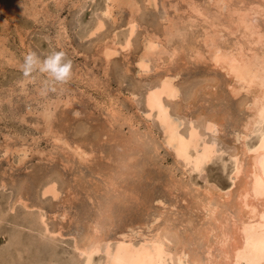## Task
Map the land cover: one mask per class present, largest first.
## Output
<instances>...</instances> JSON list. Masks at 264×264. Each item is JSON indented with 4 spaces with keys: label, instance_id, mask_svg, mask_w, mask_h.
Here are the masks:
<instances>
[{
    "label": "rangeland",
    "instance_id": "374dc122",
    "mask_svg": "<svg viewBox=\"0 0 264 264\" xmlns=\"http://www.w3.org/2000/svg\"><path fill=\"white\" fill-rule=\"evenodd\" d=\"M118 1L123 8L116 4L107 18L100 13L108 0H0V264H81L75 247L88 244L95 223L99 235L113 241L125 234L137 244L158 234L170 253L167 264H188L193 256L195 264H209L215 256L212 260L219 264L228 261L221 254L224 262L218 261L216 228L225 222L221 229L232 234L240 223L238 184L245 181L264 123L247 140L243 137L252 92L230 91L231 77L208 59L203 31L207 27L208 32L216 30L215 36L220 33L217 44L224 50L238 38L244 43L231 7L247 12L264 2ZM128 1L136 6L133 14ZM226 3L231 4L229 9ZM255 14L250 17L264 35V12ZM131 16L138 25L130 49L123 51L113 43H122ZM97 19L105 26L86 38ZM170 24L173 38H165ZM152 34L162 46L178 52L171 63L168 54L152 58L151 72L139 75L137 61ZM106 43L116 49L107 62L101 54ZM193 50L201 57L196 58ZM28 51L41 58L63 51L65 60L71 61L70 77L62 83L41 73L25 77L20 65ZM165 76H175L178 95L164 98V103L180 124L179 132L185 135L192 124L206 143L216 146L215 155L198 172L174 156L163 143L156 118L146 116L145 92ZM110 110L116 112L114 117ZM211 118L216 128L206 130L205 121ZM75 146L88 154L85 161L74 155ZM237 160L241 175L235 177ZM48 181L58 189L56 199L41 195ZM19 197L42 208L48 231L59 235L45 234L38 225L29 228L30 217L19 204L9 212ZM226 242L224 250L232 243ZM182 252L186 256L179 262ZM91 263L105 264L104 256L94 255Z\"/></svg>",
    "mask_w": 264,
    "mask_h": 264
},
{
    "label": "bare ground",
    "instance_id": "6f19581e",
    "mask_svg": "<svg viewBox=\"0 0 264 264\" xmlns=\"http://www.w3.org/2000/svg\"><path fill=\"white\" fill-rule=\"evenodd\" d=\"M108 1L110 3H107L104 6L100 14L103 15V17L110 18L112 15L114 6L116 4L120 6L121 3L118 0H108ZM147 1L148 3L155 5L156 0H147ZM257 1L256 3L258 4L259 2ZM262 1L264 2V0H261L260 2L263 3ZM225 2L227 1L225 0ZM241 2H240V5H241ZM252 3L253 2L251 1L250 4ZM229 4H227L228 9L230 8V6H228ZM127 5H129V9H131L130 13L132 12L131 14H133L136 11L135 4L129 3L128 1ZM122 8H123V5H122ZM231 8L232 9L234 8L233 13L234 15H236V20L234 21L232 20V21L233 23L236 21L235 23L236 25L235 24L234 25L236 26V29L238 27L240 38L242 40H245L244 43L238 42L239 38L237 37L238 41H236L235 39L236 42L232 45V47L230 46L229 50H226V49L224 50L220 46H218L220 44H217V39H218L217 36L220 33L218 35L216 34L215 36L214 34L216 30L214 29V32H208L207 27H206L203 31V33L205 32L204 33L205 38H203V44L206 48V53L209 54L208 59H210L209 61L212 62V65L224 70L225 73L229 77H231L232 79L231 86L229 87H230V91L234 95L238 94L240 91L252 92V97L250 99L251 102H249L250 104L248 106L250 117L248 116L249 118L246 119L247 121L245 122L244 127H243L245 131V134L243 132L244 134L243 137L246 138L247 140L248 134L254 133L255 128L259 127V125H262V123H264V35L257 31V28L259 26L257 27L258 24H255L254 23L255 20H253L252 17H250L251 13H253L254 15V13L257 14L262 11L264 12V6H262L259 3L257 7L249 8L247 12L243 11L239 13H238V10H235V5H233ZM259 8H261V11L257 10ZM191 9L195 13H198V10L195 7H191ZM242 10H244L243 7H242ZM256 16H259V15L257 14ZM137 23L138 22H135V19L132 18L131 16V18L127 22V31L123 36L122 43L121 41L120 43L114 42L113 43L114 46L118 45L119 48L123 51H127L128 49H130L129 48L130 41H131L130 39L133 33H135V29L138 25ZM93 24L94 25L91 27V29L88 30V32L85 34L86 38L87 37L90 38L91 36L95 35V33L103 29V27L105 26L104 23L100 19H97V21L94 22ZM220 25H221V22H220ZM220 25L218 23V26ZM170 26H169V29L167 30L168 32L165 34V38L172 37L173 25L170 24ZM208 26L215 28V26H213V24L211 23H208ZM225 27H227V25ZM157 38L158 37H155L154 34L147 35L146 37L143 52L141 53L142 57L138 59L137 65H136V67L138 68L139 75H143V74H147L148 72H151L152 68L149 69L148 65H150L151 63L150 61L152 58L155 59L158 57L157 58L158 60L160 59L159 58L160 54H168L170 58V63H171V61L174 60V57L176 56L178 52L176 48H172V47L165 48L164 46L160 44L161 43L159 42L160 39L157 42ZM113 41H115V39ZM101 52H102L101 54L103 55V57L106 59V62H107V59L109 58V56L111 57L112 54H116V49L115 48L113 49V47L111 46L108 47V44H107V45H104L103 50H101ZM193 52L194 54H196L195 55L196 58L201 57L198 50H193ZM174 78L175 76L174 77L165 76V77L159 78L157 81L158 82L157 84H155L152 87H148L147 91L145 92V96H144L145 104L148 109L147 110L148 113L146 114V116L147 117L154 116L156 118V120L158 121L159 125L162 128L163 143L166 147H170L173 150L174 156L177 159H181L186 166H189L191 171L197 170L198 172V170L204 164L208 163L212 159V157L215 155L216 146L214 147L213 145L206 143L202 139L201 134L198 133L197 128L192 124L190 125L185 135H182L179 132L180 124L177 121H175L174 118L170 115V113L168 112V107L164 103V98L172 100V99H175L178 95V89L175 86V83L173 82ZM65 102H66L65 104H68L67 100ZM110 112L112 116L114 117L116 112H114L113 110H110ZM49 114H50L49 108H46L43 112V118L47 120ZM204 128L206 130L215 129L216 128L215 120L211 118L205 121ZM259 135L260 137L258 140L257 147L252 151L253 154L250 158L248 170L246 171V174L244 175L245 181L242 182L241 185L238 184L240 188H239V192L237 195V199H238L237 204H238L240 213H242V217H240V219L238 218V222L240 223L239 225H235L234 233H232L233 232L231 230L232 228L230 229L232 231L231 232L232 234H230V232L229 234H227L228 233L227 231H226L227 233H225V230L221 229L223 228L224 225H226L225 222H223L224 224L222 223L219 224L218 222L219 225H217V228H216L217 234L215 235V237L218 239V244L220 245L218 246L220 249L218 250V253L220 252L218 254V259L220 260L218 261H221V258H220L221 256H223L225 259L228 260L226 262L222 260L220 263L224 262L223 264H264V132L260 133ZM56 140L60 141L61 139L56 138ZM62 143L63 145H67V143L64 141ZM245 150L247 151L246 147L244 151ZM21 151L23 150L21 149ZM73 153L82 161H85L86 157L88 156V154H86L85 151L81 150L79 147H76V146L75 148H73ZM25 154L26 153L24 152V155ZM233 159H234V156H233ZM20 162H22L21 159H20ZM234 166H235V177L239 173L241 175V172H240L241 163L237 160ZM111 183L112 182L109 181L107 183V186H111ZM41 195L43 197L49 196L52 199H56L59 195V192L55 186V183L53 181H48L45 185H43L42 190H41ZM25 202L26 201L21 199V197L16 198L14 202L12 201L11 207L9 206L10 207L9 212L11 213L15 212V207L19 204L20 206H22V209L25 215L30 217L29 222L27 224L29 228L34 227V225L35 226L38 225V227H40V231H42L43 233L45 234L50 233V234H53V236L54 235L58 236L59 232L51 233V231H48L49 229L47 228V225H46L47 221L45 220L46 216H45L44 210L40 207H34L33 205H27ZM105 208L108 209V207H105ZM243 208H247L248 211H244L245 209ZM107 215H110V214H107ZM243 216H246L245 221L242 220ZM2 218H3V215L0 212V222L2 221L1 220ZM231 219L233 218L231 217ZM220 221L222 222V220ZM226 222H227V219H226ZM95 224L91 226L92 229L90 232L92 233V237L88 241V244L86 246L84 245L85 247H77V246L75 247V250L78 256L83 258L81 264H92L91 260L93 256L98 255V254H102L104 256L105 264H167L166 261H167V258H170V253L169 251H167V249H165L163 242L161 238L158 236V234H154V235L152 234L153 236H151V238H148V239H142L143 235L141 234V239L144 241L141 243H137V244H135L131 240H127L128 238H127V235L125 234H120V238L117 240L115 238V240L113 241V239L108 240V239H105L104 237H101L99 235L101 233L100 227L98 223H95ZM234 238L237 240H235ZM227 240L232 242V243L229 242L231 244V247L230 249L228 248V250L227 249L224 250L226 247L224 245L227 244L226 242ZM208 247H212V245H209ZM204 249H207V248H204ZM189 252L192 253L191 251ZM175 253L177 254V252ZM207 255L210 256V254L208 253ZM185 256L186 255L184 254V252L180 253V255L178 256V261L179 262L184 261L182 259ZM194 257L196 258V256H193L192 258H190L189 263L191 264L196 263V259ZM215 258L217 257L216 256L214 258L212 257V259H215ZM212 259L208 260L210 261L209 264H219L216 261L217 259L216 260H212ZM176 263L178 264V262Z\"/></svg>",
    "mask_w": 264,
    "mask_h": 264
},
{
    "label": "clouds",
    "instance_id": "9594fccd",
    "mask_svg": "<svg viewBox=\"0 0 264 264\" xmlns=\"http://www.w3.org/2000/svg\"><path fill=\"white\" fill-rule=\"evenodd\" d=\"M63 51H52L41 58L34 51H28L20 65L25 77L32 73H41L47 76L52 82L62 83L71 75V61L65 60Z\"/></svg>",
    "mask_w": 264,
    "mask_h": 264
}]
</instances>
